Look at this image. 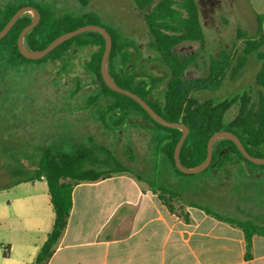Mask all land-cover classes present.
Listing matches in <instances>:
<instances>
[{
	"label": "trees",
	"instance_id": "16d2710c",
	"mask_svg": "<svg viewBox=\"0 0 264 264\" xmlns=\"http://www.w3.org/2000/svg\"><path fill=\"white\" fill-rule=\"evenodd\" d=\"M142 12L150 40L149 47L155 54L146 62L142 60L137 41L117 28H107L100 17L86 11L90 0H78L83 10L79 13L56 12L51 6H35L26 3H6L0 5V31L16 11L26 5L34 6L41 15L39 23L24 37V45L31 50L44 49L59 35L81 26L94 24L103 26L111 35L112 48L108 59V70L113 80L122 88L128 89L144 99L152 109L171 122H181L190 129L180 151V161L185 167L199 165L207 155L209 138L217 131H231L239 137L246 150L255 157H264V98L257 103L252 101L248 90H241L224 98L198 99L197 92L216 91L227 78H235L244 70L251 55L261 62L254 82L264 90V15L257 14L255 33L240 34L243 46L240 49H221L216 57L209 60L204 75L192 79L185 78L191 66H197L200 54L181 55L177 47L184 43L196 42L205 45V34L200 19L197 0H132ZM30 13L23 14L0 40V52L6 51L12 66L29 64L42 66L49 62H62L71 59V50L94 48L84 63V70L92 77L95 90L84 100L82 109H91L105 130L126 125L129 118H145L149 124L142 126L153 132L155 155H161L171 174L189 177L178 170L174 160V150L182 132L165 127L154 121L134 99L113 91L103 81L101 59L105 49L103 36L96 31L80 33L58 45L47 55L30 60L21 55L17 47L19 34L30 24ZM157 62L158 69L147 68V63ZM82 88L76 79L72 94ZM236 108L233 117L228 113ZM138 126V125H134ZM255 164L247 160L237 146L228 139H220L213 145L211 170L216 175L229 174L228 167L240 162ZM130 172L112 150L94 142L92 136L87 143H80L70 150L56 145L43 147L36 160V168L27 170L23 164L15 173L14 184L45 180L50 202L54 211V223L46 241L39 249L32 264H48L55 245L64 230L72 208V190L76 183L97 181L115 173ZM138 179H141L138 177ZM150 187L154 188L149 182ZM155 189V188H154ZM159 197L174 210L171 204L176 192L160 187ZM219 220L226 221L242 229L246 242V257H249L254 235L264 236V224L251 219H237L224 216L203 205H196Z\"/></svg>",
	"mask_w": 264,
	"mask_h": 264
},
{
	"label": "rangeland",
	"instance_id": "374dc122",
	"mask_svg": "<svg viewBox=\"0 0 264 264\" xmlns=\"http://www.w3.org/2000/svg\"><path fill=\"white\" fill-rule=\"evenodd\" d=\"M26 2L49 5L61 13L83 10L78 0H0V5ZM197 2L205 45L189 42L176 49L181 55L200 54L197 66H191L185 73L188 79L204 75L209 60L221 49H240L243 46L240 34L255 33L257 14L264 15V0ZM86 11L96 13L103 26L117 28L135 39L144 62L155 55L149 47L150 36L143 14L132 0H90ZM93 50L91 47L71 50V59L66 65L59 61L42 66H12L7 52H0V203L15 197L10 189L18 178L15 172L21 164L27 170L35 169L43 147L56 145L70 150L76 144L87 143V137L92 136L95 143L112 150L129 167L128 173L146 180L155 189L195 190L211 210L220 214H226V208L234 202L249 211L257 223L264 224V166L242 161L227 168L230 176L226 179L225 175L218 176L207 170L183 179L182 185H171L165 159L155 155L153 132L142 127L149 124L147 119L129 118L125 126L105 130L91 109H82L84 100L96 88L83 68ZM260 64L251 55L237 77L227 78L216 91H200L195 96L200 100L217 99L245 89L257 103L264 98V90L254 82ZM147 68L157 71V62L147 63ZM76 79L82 88L72 94ZM235 113L234 107L228 116L233 117ZM5 236L1 231L0 238Z\"/></svg>",
	"mask_w": 264,
	"mask_h": 264
},
{
	"label": "crops",
	"instance_id": "0c3cea01",
	"mask_svg": "<svg viewBox=\"0 0 264 264\" xmlns=\"http://www.w3.org/2000/svg\"><path fill=\"white\" fill-rule=\"evenodd\" d=\"M171 185H182L171 174ZM230 174L225 175V179ZM0 203V264H32L54 223L45 180L10 187ZM171 210L160 192L128 172L76 183L72 208L48 264H264V236L254 235L249 257L242 229L196 205L201 193L180 191ZM209 208V207H208ZM224 216L255 220L234 204ZM256 221V220H255Z\"/></svg>",
	"mask_w": 264,
	"mask_h": 264
},
{
	"label": "water",
	"instance_id": "95a60500",
	"mask_svg": "<svg viewBox=\"0 0 264 264\" xmlns=\"http://www.w3.org/2000/svg\"><path fill=\"white\" fill-rule=\"evenodd\" d=\"M25 13H32L31 15L32 19H31L30 24L24 27L21 33L19 34V37L17 40V47L21 55L30 60L41 59L42 57L47 55L50 51H52L54 48H56L58 45L62 44L63 42L83 32L96 31L103 36L105 40V49H104L102 59H101V75H102L104 83L113 91L124 94L134 99L139 105H141V107L148 113V115L157 123L165 127L179 129L182 132L181 137L178 140L175 150H174L175 165L179 171L186 173V174H198L204 171L209 166H212L213 164L211 162H212L213 145L220 139L231 140L237 146L238 150L242 153V155L247 160L255 164H258V165L264 164V157H255L251 155L246 150V148L244 147L243 143L241 142V140L239 139L237 135H235L231 131L222 130V131L215 132L209 138L208 143H207V155L204 161H202L199 165L195 167H185L180 161V151H181L183 142L185 141L187 135L190 132L189 127L181 122H171V121L164 119L162 116L156 113L152 109V107L144 99H142L139 95H137L136 93H133L132 91L128 89H124L120 87L113 80L108 70V59H109V55H110L111 48H112V38L109 32L104 27L99 26V25H94V24L84 25L77 29H74L72 31L59 35L53 41H51L44 49L31 50V49H28L24 45V37L29 31H31L39 23L41 19V15H40V12L35 7L26 5V6L19 8L16 11V13L10 18L7 24L3 27V29L0 31V40L8 33V31L16 23V21Z\"/></svg>",
	"mask_w": 264,
	"mask_h": 264
}]
</instances>
